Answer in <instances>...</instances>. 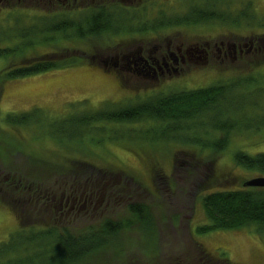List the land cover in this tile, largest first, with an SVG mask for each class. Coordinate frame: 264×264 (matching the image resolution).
Listing matches in <instances>:
<instances>
[{"label":"rangeland","instance_id":"obj_1","mask_svg":"<svg viewBox=\"0 0 264 264\" xmlns=\"http://www.w3.org/2000/svg\"><path fill=\"white\" fill-rule=\"evenodd\" d=\"M44 6L41 0H9L0 10V37L6 35L3 29L8 31L16 27L17 17L23 18V25L59 26L57 20L51 19L58 13L56 8L45 11ZM256 10L264 14V0H256ZM220 26L201 25L188 31L180 26L178 32H197L194 36L200 40L226 35L236 40L253 36L264 41V31L257 34L250 32L252 29L233 31ZM54 40L56 45L62 44L58 38ZM22 41L14 38L2 45H11L15 50ZM42 43L36 45L35 50H28L29 57L11 59L8 57L10 54L1 57L0 71L9 62L21 65L44 54L67 51L53 48L52 43L46 45L47 41ZM261 50L246 58V62L264 63V47ZM241 63L244 67L247 64ZM79 67L81 65L51 70L5 83L0 76V189H5V194L0 192V242L17 231L21 223L58 221L56 217L48 218L44 208L24 198L28 189L24 192L15 190L22 178L21 187L37 188L31 183L35 180L40 184L39 190L52 194H60L64 189L97 190L107 193L106 196L117 193L133 196L134 200H141L149 208L150 230L145 226L148 223L128 213V200L120 199H111L112 204L108 208L103 205L95 211L82 212L63 220L76 235L87 233L85 228L90 226L96 229L111 223L118 226L114 235L104 239L102 249L79 264H197L201 258L212 256L228 258L233 264H264V237L259 236L254 228L208 233L198 231L199 227L210 224L202 206V195L217 190L241 189L247 180L261 177L257 171L236 165L234 155L237 151L250 155L264 153V66L258 70L216 68L197 71L192 74L193 80L186 83L179 80L161 87L134 89L122 88L114 77L101 71L88 66ZM235 73L239 76L254 73L259 82L251 84L248 92L236 89L229 93L221 103V109H231L240 119L250 121L252 130L233 133L229 147L221 153L209 148L202 151L195 146L184 147L174 142L154 144L141 139L140 133L142 135L143 131L153 127V123L106 124L100 128L110 133L104 135L105 140L100 144L98 142L104 138L102 130L94 133L95 140L85 139L81 143L78 140L58 141L36 127H11L3 122L9 114L30 112L34 108L43 109L50 118H60L72 111L70 105L80 101L86 104L80 108L81 111L100 108L106 102L134 105L176 91L223 85L234 78ZM121 133H130L132 138L117 139ZM212 137L199 136L201 140ZM195 162L199 164L197 170L191 165ZM13 179L15 181L10 188ZM12 199L16 205L11 203ZM35 207L39 211H34ZM24 216L29 220L26 221ZM193 239L198 243L195 244Z\"/></svg>","mask_w":264,"mask_h":264},{"label":"trees","instance_id":"obj_2","mask_svg":"<svg viewBox=\"0 0 264 264\" xmlns=\"http://www.w3.org/2000/svg\"><path fill=\"white\" fill-rule=\"evenodd\" d=\"M201 1L191 2L185 8V19L179 20L178 26H200L219 22L241 30L252 29L260 33L264 31V14L256 10V0ZM178 14L180 15L176 9L175 15ZM126 15L128 11L123 7L110 9L102 7L93 13L92 16L95 19L91 22H82L81 27L67 22L65 28L68 30L66 32H75L76 36L80 34L84 36L91 32L90 29L92 32L96 31L99 36L105 32L124 31L132 26L135 28L134 23L141 24L136 21L127 22L124 19ZM22 20L23 18L17 17L16 27L8 31L3 29L6 35L0 37V58L7 57L8 54L11 59L29 57L28 50H35L36 45L46 43L47 34H59L63 31L60 25L52 27L49 24V27L45 24V27H40L37 24L36 28L31 24L23 25ZM142 29L148 30V28ZM14 38L23 40L15 50L11 45H2L13 41ZM57 56V54L48 53L40 56L39 59L21 65L9 62L8 66L0 71L1 81L5 83L12 79L67 68L68 62L58 60ZM255 65L257 68L254 69L258 70L259 67L264 66V63L259 62ZM257 78L259 77L254 76V73H250L231 78L223 85L215 84L207 88L176 91L134 105H117L106 102L100 108L81 111L80 108L86 104L80 101L70 105L73 108L72 111L60 118H50L43 109L34 108L30 112L9 114L3 122L11 127H36L51 139L58 141L61 139L78 140L81 143L85 139L95 140L96 131L102 130L101 135L104 138L98 142L100 144L105 140L104 135L110 133L100 128L106 124L153 123V127L142 132L144 138L140 133L141 139L154 144L174 142L184 147L195 146L202 151L209 148L221 153L229 147L233 133L252 130L250 121L240 119L231 109H221V103L229 96V93L236 89L250 91H247V88H250L254 82L258 83ZM202 134L214 137L210 140H201L199 136ZM121 135L116 138L119 140L121 137L122 139L132 138L130 133H121ZM234 162L247 170L257 171L259 176L264 177V153L250 155L237 151L234 155ZM191 165L196 170L199 167L196 162ZM14 181L13 179L10 182V188ZM21 181L22 178L19 183ZM31 183L37 186V188L30 186L34 192L39 190L40 184H36L35 180ZM244 184L245 182L241 189L217 190L201 196L202 206L210 224L199 227V233L254 228L259 236L264 237V188L245 187ZM25 189H29V186H20L15 190L24 192ZM4 190L0 189V192L5 194ZM12 201L11 203L16 205L15 200L12 199ZM131 212L141 222L148 223L145 226L150 230L151 213L146 205L132 206ZM25 219L29 220L26 217ZM117 227V224L111 223L101 226L100 229L88 230L85 234L76 235L71 228L59 227L57 224L49 227H29L21 223L17 231L13 232L7 240L0 242V264H79L86 257L102 249L104 239L114 235L118 231ZM194 243L198 242L194 240Z\"/></svg>","mask_w":264,"mask_h":264},{"label":"flooded vegetation","instance_id":"obj_3","mask_svg":"<svg viewBox=\"0 0 264 264\" xmlns=\"http://www.w3.org/2000/svg\"><path fill=\"white\" fill-rule=\"evenodd\" d=\"M8 1L0 0V10L4 8ZM194 1L196 0H41L45 4V11L56 8L58 13L51 16V19L57 20L63 30L59 34H47L46 45L52 43L53 48L67 50L62 54L52 52L58 55L56 57L58 60L68 62L67 68L79 65H81L79 68L88 66L114 77L124 89L161 87L164 84L179 80L186 83L193 80L191 78L193 72L215 70L216 68L229 71L253 70L256 67V62L247 63L246 58L262 51L261 49L264 47L263 40H256V37L253 36L236 40L226 35L221 38L200 40L194 36L197 35V32H190L191 30L189 32H178L180 26L177 25V22L185 19V8ZM204 1L206 0L201 2ZM102 7H105V9L123 7L128 11L127 17H124L127 22L134 23L136 21L141 24L134 23L135 28L132 26L124 31L105 32L99 36L96 31L92 32L91 29V32L84 36L81 34L76 36L75 32H66L68 30L65 28V23H75L76 26L81 27L82 22H91L95 19L92 16L93 13ZM176 9L180 15H175ZM218 24L222 25L220 27L225 26L227 29L240 31L237 27L219 22L207 24L206 26L215 27ZM191 27L196 28L198 26H182L184 30ZM142 28H148V30ZM250 32L259 33L255 30ZM54 38H58L62 44L60 43V46L56 45L57 42ZM48 49L50 48L48 47ZM90 50H93L94 53H89ZM241 62L247 63L245 67L242 66L243 63ZM238 74H233V77H238ZM114 104L119 105L118 103ZM21 183L22 181L16 188H19ZM24 194L26 195L24 198H28L29 203L44 208L48 218L55 219L56 217L58 219L57 222H47L46 224L26 222L29 227H49L54 224L59 227H68L65 226L66 221L63 220H69L82 212L95 211L103 205L108 208L112 204L111 199L128 200L126 205L129 214H132V206L144 205L141 200H134L133 196H129L130 200L129 197L120 196L117 193L113 196H106L107 193L97 190L77 189L73 191L64 189L60 194L58 192L52 194L43 190L34 192L29 186L28 193ZM34 209L36 212L39 211L37 207ZM57 214H59V218H57ZM36 215L38 214H32V216ZM18 216L22 219L20 215ZM85 229V231H88L96 228L90 226ZM197 264L233 263L228 258L212 256L201 258Z\"/></svg>","mask_w":264,"mask_h":264},{"label":"water","instance_id":"obj_4","mask_svg":"<svg viewBox=\"0 0 264 264\" xmlns=\"http://www.w3.org/2000/svg\"><path fill=\"white\" fill-rule=\"evenodd\" d=\"M244 186L251 188H264V177L261 176L248 180L245 182Z\"/></svg>","mask_w":264,"mask_h":264}]
</instances>
